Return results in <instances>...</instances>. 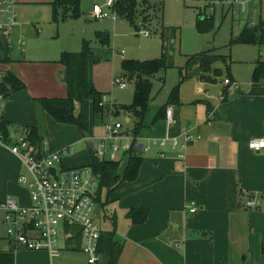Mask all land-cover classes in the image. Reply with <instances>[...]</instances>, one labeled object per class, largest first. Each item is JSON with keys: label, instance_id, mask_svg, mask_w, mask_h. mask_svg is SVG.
Masks as SVG:
<instances>
[{"label": "crops", "instance_id": "crops-1", "mask_svg": "<svg viewBox=\"0 0 264 264\" xmlns=\"http://www.w3.org/2000/svg\"><path fill=\"white\" fill-rule=\"evenodd\" d=\"M79 1L80 7L83 8L81 16L83 15L87 23L86 19L93 18L92 5H104L106 0ZM223 1L212 0V4L209 3L206 7L203 0V8L197 9L207 13L209 7L214 10L216 3ZM9 2L13 7L23 3L20 0ZM234 2L240 5V10L245 8L246 3L243 1ZM231 8L232 6L229 7ZM213 10L211 15L214 17ZM116 18L120 21L124 19L113 12L112 16L104 18L102 27H106V22L113 25L117 22ZM139 18L142 24L149 22ZM260 18L259 15L254 21H246L243 27L247 24L255 25ZM134 24L138 30L139 25L135 22ZM15 27L16 25L6 38L11 60L7 63L0 61V80L8 71L24 84V88L12 92L1 104L0 120L9 123L10 136L26 132L25 127L38 124L43 138L39 146L42 147L45 143L47 151H56L69 145L73 146L72 144L90 135L94 141L92 148L88 146L90 141L87 143L86 159L75 156V151L63 155L62 163L64 164L65 160L74 167L90 166V150L95 155V146L105 135L104 126L107 122H112L113 117L122 118L118 121L123 123V131L133 137L126 124H132L134 127L135 120L127 110L105 121L104 117L95 115L90 109L89 130L85 135L77 126L59 123L47 113L37 111L34 99L66 96L67 87L62 78L65 67L59 62V57L64 51L77 52V49L71 45H66L65 48L59 43L52 45L42 55L39 54L40 57L29 58L22 55L21 59H15L12 56V35ZM34 29L39 31L35 23ZM215 29L214 22L213 30ZM86 30L87 28L84 32ZM142 30H138L139 34L151 35L148 28L144 29L148 34H144ZM98 32L106 34L109 40L107 28L95 32L96 37ZM74 36L72 43L77 39V36ZM57 37L61 38L59 32ZM21 45L22 40L19 38L15 48L22 54ZM209 50L221 54L215 49L206 51ZM189 55L185 56L184 63H180V68L185 66ZM99 60L100 57L92 51L88 60V80L96 90L98 89L89 75V65H94ZM122 60H119V68ZM257 61L264 60L260 57L255 59L253 70ZM172 67L175 66L172 64ZM211 69L203 73L195 65L180 82L179 105H169L176 117L175 123L171 125L167 124L165 111L161 110L170 90L160 99L153 97L151 92V102L144 115L143 128L135 142L136 152L141 155L138 174L135 179L123 182L106 201L104 199L102 202L101 199V203L96 202L95 217L98 210L100 219L110 221L111 229L105 231L113 230L115 237L123 241V250L117 264H264V153L248 146L251 139L264 134V83L256 92H250L252 79L250 82H244L247 83L244 86L226 69L223 61L214 62ZM165 72L159 75L162 86L165 82ZM116 77L126 78L121 76L119 70V75L112 78V85ZM226 77L237 82L239 87L229 89L223 81ZM178 81L179 75L177 83ZM223 90L226 92L223 93ZM101 93L104 94L102 102L107 106L108 112L115 103L111 100L105 101L107 93ZM44 124L45 127L42 126ZM101 127L104 129L102 135L96 134L95 131ZM184 129L195 136L199 135L200 138L187 143L182 158L176 155L175 149L168 146L161 148L151 143L154 139L163 137L181 138ZM148 143L151 144L150 149L143 150V146ZM128 155L129 152L119 153L113 161H118L121 165V160L124 157L127 159ZM107 158L108 156H105L100 160L112 161ZM125 165L122 168L119 166L120 173ZM21 174L27 172L20 159L6 146L0 145V203L12 198L20 206L30 205L29 190L25 184L19 182ZM248 201H254L255 206H247ZM190 206L196 209L190 211ZM132 207L148 209L147 219L142 224H133L126 218V211ZM0 211V251L13 249V264H52L55 258L51 259L45 250L22 249L9 241L4 224L5 210L0 207ZM31 234L36 235L33 232ZM61 239L64 241L63 248L82 253L80 240Z\"/></svg>", "mask_w": 264, "mask_h": 264}, {"label": "rangeland", "instance_id": "rangeland-1", "mask_svg": "<svg viewBox=\"0 0 264 264\" xmlns=\"http://www.w3.org/2000/svg\"><path fill=\"white\" fill-rule=\"evenodd\" d=\"M20 1L23 3L14 5L17 22L12 35V46L14 47L12 56L15 59H21L22 55L29 58H37L38 56L40 57L39 54L42 55L52 45L59 43L63 44L64 47L66 45L76 46L77 51H80L86 42L92 48L94 54L100 57L98 63L89 65V75L93 85L99 91L107 93L105 101L109 102L111 100L115 105L130 104L133 100L134 91V80L129 81L126 88L111 84L113 76L119 75L120 68L118 64L120 59L134 58L143 60L153 57H164L165 63L169 66L165 72L164 85L162 86L159 79V75H162L163 72L157 73L156 77L152 79V96L158 99L165 97L170 88L177 83L178 68L182 66L180 63L185 62L186 55L208 49H215L221 54L228 55L232 60L229 72L239 79L244 86L247 84L244 82H250L252 79L254 60L259 57L264 60V45L233 41L246 21H254L259 15L264 20V0H238L246 3L243 10H240V5L235 3V0H224L223 3L217 2L214 10L213 7H209L207 13H204L205 15H211L213 10L216 29L204 33L199 32L195 27L196 10L197 8H203V0H166L162 11H152L150 19L146 13H140L142 11L138 8L134 21L139 25V31L148 28L151 32L150 36L139 34L138 30L135 29L134 23L127 18L121 21L116 18L117 22L113 25L106 22V27H102L105 23L104 19H86V23L83 15L77 18L68 17L54 21L51 17L52 0ZM89 5H91V2ZM231 6L232 8L229 9ZM80 8L83 10L82 6ZM112 15L113 13L109 17ZM144 15H146V19H143ZM139 17L144 21L149 19V22L142 24ZM34 23L39 28L38 32L34 29ZM247 25L252 26V24ZM85 28L87 30L84 32ZM103 28H107L109 32V44L105 45H101L95 36V32ZM58 32L61 38L57 37ZM74 35L77 36V39L72 43ZM19 38L22 40V54L15 48L16 40ZM122 50L123 53H121ZM172 64L175 67H172ZM115 107H118V112L124 111L122 106L116 105ZM111 111L102 115L105 121H109L110 118L116 115V111ZM128 112L137 121V117L132 112ZM116 120H122V118L113 117L111 119L112 122ZM42 126L45 127V124ZM126 126H128L129 131H132V124H126ZM102 132H104L103 127L95 131L96 134L100 135H102ZM89 141H94V139L90 138V135L83 138L80 142L72 144L75 151L74 155L80 156L81 159H86L88 152L87 143ZM126 160V157L121 160L120 168L125 165ZM63 165L65 167L73 166L65 162V160ZM104 194L105 190L102 193V202ZM1 214L0 211V216ZM96 214V221L102 227V230L111 229L109 227L110 221L108 219H100L98 210ZM63 245L64 241L61 239L60 247L62 249L52 264L86 263V255L77 250L65 249Z\"/></svg>", "mask_w": 264, "mask_h": 264}, {"label": "trees", "instance_id": "trees-1", "mask_svg": "<svg viewBox=\"0 0 264 264\" xmlns=\"http://www.w3.org/2000/svg\"><path fill=\"white\" fill-rule=\"evenodd\" d=\"M165 1L166 0H116L112 10L117 16L127 18L130 22L134 23L138 8L142 11L140 13H146L149 15L150 19L152 11H162ZM210 1L212 0H205L206 7ZM81 14L79 0H54L51 3V17L54 21H59L68 17L77 18L81 16ZM145 17L146 15H144L143 19H146ZM195 27L201 33L213 30L214 17L212 15H205L200 9H197ZM96 35L101 44H108L109 40L106 34L98 32ZM233 41L264 45V21L260 18L253 26L245 25ZM9 51L10 47L6 42V38H3L0 44L1 62L7 63L11 60ZM91 54V48L86 42L80 51L62 52L59 57V62L65 67L62 78L67 87L66 96L34 99L37 111L40 110L41 112L47 113L59 123L77 126L83 135L89 130L90 109H92L95 115L98 114L101 117L107 112V106L101 104L104 94L89 84L88 60ZM93 60L98 61L97 58H93ZM218 60L223 61L224 64H226V69L229 70L231 59L228 55L216 54L213 50L201 51L189 55L185 66L178 68L179 81L170 89L167 100L161 110L166 111L169 105H179V84L188 76V72L195 65L199 67L201 72L207 73L212 70V64ZM167 68L168 66L163 56L146 60L123 59L120 62L121 76L126 77L129 81L134 80L133 100L129 105H122L123 110L130 111L137 117V121H135L132 130L134 146L129 152L126 165L121 173L118 171L120 166L118 161L100 160L94 155L92 150H90V166L99 176L96 202L101 203L103 190H105L104 199L106 201L108 196H110L123 182L136 178L141 164V155L136 152L135 142L143 128L144 115L151 102L152 78L159 72H165ZM263 83L264 61H257L252 74L250 92H256ZM22 88H24V84L16 76L8 71L4 73L0 82V91L5 97H8L12 92ZM225 92L226 90L223 93ZM117 110L118 107H115L113 104L112 111H116V115L119 113ZM8 124L7 121L3 119L0 120V131L5 137H10L11 135ZM24 130L34 143L40 145L43 138L40 134L38 124L27 126ZM125 216L133 224H142L147 219L148 209L132 207L126 211ZM98 250L102 255V264H117L123 250V241L115 237L113 230L103 231L100 237ZM262 252L264 253V247H262ZM13 260V249L5 252L0 251V264H13Z\"/></svg>", "mask_w": 264, "mask_h": 264}, {"label": "built area", "instance_id": "built-area-1", "mask_svg": "<svg viewBox=\"0 0 264 264\" xmlns=\"http://www.w3.org/2000/svg\"><path fill=\"white\" fill-rule=\"evenodd\" d=\"M114 3L115 0H106L104 5L93 4L91 16L94 19L109 17L113 13ZM15 23L13 4L9 0H0V44L3 38L9 37ZM142 32L149 33L147 30ZM223 81L229 89L239 87L237 82L228 77ZM113 84L126 87L127 78L116 77ZM5 99L0 91V113ZM175 119L172 107L168 106L165 111L167 124L175 123ZM104 127L105 135L95 146V156L99 159L108 156L107 159L113 161L119 153L132 150L134 139L123 131L122 122H107ZM196 138L200 136L184 129L181 138L163 137L151 143L161 148L168 146L175 149L176 155L182 158L187 143ZM0 145L6 146L20 159L27 174H21L19 182L27 186L30 195L29 206H20L12 198L0 203V207L5 210L4 224L9 241L18 248L45 250L52 259L60 254L61 238H77L80 240V250L86 255L85 264H102L98 245L103 230L95 218L99 176L94 170L90 166L65 167L62 163L63 155L73 153V146L47 151L45 143L40 147L26 132L5 137L0 131ZM248 146L264 153V134L251 139ZM150 147L148 143L142 149L149 150ZM52 168L54 173L51 172ZM247 206L254 207L255 202L248 201ZM188 209L194 211L196 208L190 206ZM32 232L36 235H32Z\"/></svg>", "mask_w": 264, "mask_h": 264}, {"label": "water", "instance_id": "water-1", "mask_svg": "<svg viewBox=\"0 0 264 264\" xmlns=\"http://www.w3.org/2000/svg\"><path fill=\"white\" fill-rule=\"evenodd\" d=\"M88 146H89L90 148H92V142H91V141L88 143ZM51 172L54 173V169H53V168L51 169Z\"/></svg>", "mask_w": 264, "mask_h": 264}]
</instances>
